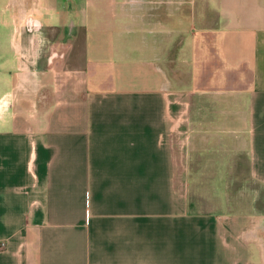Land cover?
I'll use <instances>...</instances> for the list:
<instances>
[{
    "label": "crops",
    "instance_id": "crops-1",
    "mask_svg": "<svg viewBox=\"0 0 264 264\" xmlns=\"http://www.w3.org/2000/svg\"><path fill=\"white\" fill-rule=\"evenodd\" d=\"M0 243L264 264V0H0Z\"/></svg>",
    "mask_w": 264,
    "mask_h": 264
},
{
    "label": "rangeland",
    "instance_id": "rangeland-1",
    "mask_svg": "<svg viewBox=\"0 0 264 264\" xmlns=\"http://www.w3.org/2000/svg\"><path fill=\"white\" fill-rule=\"evenodd\" d=\"M66 4H68V3H66ZM179 190H180V193L182 195L185 194V187L183 185L179 187Z\"/></svg>",
    "mask_w": 264,
    "mask_h": 264
},
{
    "label": "built area",
    "instance_id": "built-area-1",
    "mask_svg": "<svg viewBox=\"0 0 264 264\" xmlns=\"http://www.w3.org/2000/svg\"><path fill=\"white\" fill-rule=\"evenodd\" d=\"M3 245L2 243H0V246Z\"/></svg>",
    "mask_w": 264,
    "mask_h": 264
}]
</instances>
